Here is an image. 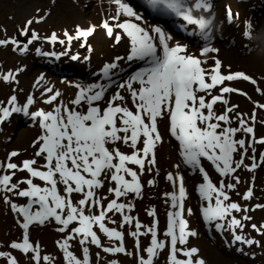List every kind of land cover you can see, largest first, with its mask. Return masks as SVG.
Here are the masks:
<instances>
[{"label":"snow or ice","instance_id":"6c2138e0","mask_svg":"<svg viewBox=\"0 0 264 264\" xmlns=\"http://www.w3.org/2000/svg\"><path fill=\"white\" fill-rule=\"evenodd\" d=\"M111 3L116 6L115 15L111 23L105 20L101 26L109 37L115 32L116 43L126 36L130 46L127 60L143 62V67L117 82L112 77L118 64H107L101 77L108 83L77 84L74 98L67 103L59 99V91L41 84L44 80L41 76L37 84L43 89L44 103L51 105V110L38 109L29 113L35 103L33 96H28L23 105L18 103L16 95H11L6 104H0V124L13 113L22 112L38 120L41 128V134L32 144L35 149L32 158L19 164L12 162L13 157L20 155L13 151L5 161H0V200L16 214V222L22 230L21 239L10 242L8 248L28 257L30 264H100L104 260L101 253L133 256L135 264H155L165 249L168 264H205L197 248L187 247L189 237L197 233L189 228L184 218L187 193L183 177L172 173L166 177L175 190L164 194L172 210L167 213L163 239L158 231L155 209L147 211L153 218L151 225L142 224L131 214L135 207L132 200L143 195L141 177L145 172L155 171V150L162 142L158 121L165 118L171 135L179 142L184 163L198 171L204 181L198 185L203 219L219 231H228L233 242L259 247L260 241L244 234V229L248 227L245 221L252 219L247 213L264 210V204L242 207L231 200L229 190H235L241 183L236 174L239 170L254 172L264 166V153L256 156V145L264 146V137L255 135L256 123L264 126V120L257 121V110L264 112V102L252 100L246 92L225 82H250L264 98V88L260 87L264 78L258 82L243 72L223 74L222 62L215 57H212L211 67H204L207 59L187 54L186 47L179 43L170 46L172 37L160 26L148 29L132 22L133 19L143 21V14L134 10L127 0H111ZM146 6L158 16L174 15L189 25H197L201 34L209 21L194 16L193 12L212 7L209 0H146ZM226 14L231 22L230 8ZM42 20H27L19 35L28 37L31 25ZM94 31L95 26L77 27L75 34L64 33L66 39H59L55 33L48 39L62 45L66 41L69 45L72 41H81L84 46ZM39 39V34L32 30L22 47L15 38L0 39V46L12 44L26 52L28 46ZM216 52L218 49L205 46L201 55L207 57ZM0 79L12 82L15 73H0ZM113 86L115 91L106 99V93ZM214 89L219 94L213 95ZM233 93L252 102L250 115L238 111V105L230 106L228 95ZM218 103L224 106L219 113L215 108ZM121 146L130 152L122 151ZM246 159L250 163H245ZM205 160L221 177L218 184L213 183L204 168ZM17 173L26 175L20 178ZM147 183L154 185L155 180ZM253 197L254 189L249 186L242 199L249 201ZM18 198H26V203H16ZM187 212L191 215V209ZM234 213L244 215L238 218ZM52 222L62 234L56 241L62 253L60 260L42 255L40 244L30 239L32 225ZM125 226L130 229L128 235L134 238V251L131 252L125 247ZM251 229L264 236V224H251ZM141 237H149V244L143 248ZM74 246H78L81 255L76 254ZM93 246L97 249L94 254L91 252ZM0 259L4 264H20L11 251L0 250ZM106 264H119V261L111 259Z\"/></svg>","mask_w":264,"mask_h":264},{"label":"rangeland","instance_id":"374dc122","mask_svg":"<svg viewBox=\"0 0 264 264\" xmlns=\"http://www.w3.org/2000/svg\"><path fill=\"white\" fill-rule=\"evenodd\" d=\"M104 2L105 0H0V39L15 38L22 47L30 38L32 30L40 36L39 40L28 46L26 52L12 44L0 46V73L8 71L15 73V80L12 82L0 79V104H6L11 95H16L18 103L23 105L26 103V97L33 96L35 103L30 107L29 113L45 107L47 105L44 103L46 96L42 95L43 89L37 84L41 76L44 77L41 84L45 87H51L55 81L61 84L69 81L74 85L108 83L109 81L102 79L101 71L105 65L110 63L118 64V67L113 70L112 77L117 82L127 79L132 74L133 68L138 71L140 69L138 67L139 61L129 62L127 60L130 52L128 40L122 38L119 43H116L115 32L113 37L107 36L106 32L99 37L94 35L88 37L84 46H81V41H72L70 45L66 41L62 45L59 42L53 43L48 39L53 33L59 39H66L65 32L75 34L77 27H82L77 16L68 13L71 10L70 6L80 7V10L78 7L74 8L83 13L85 20L92 21L96 28H101L105 20H109L111 23V17L115 15L116 6L112 3L103 12ZM209 2L212 5L211 9L208 12L204 10L205 13L199 9L197 15L199 14L198 18H204L210 22L208 24L210 30L206 28L201 34L197 25L185 23L183 26L192 30L191 35L189 32H185L191 38L185 39L183 37L179 41L186 45L189 54H199L201 48L195 46H200V42L208 43L207 46L218 49V52L210 53L209 63L205 67H211L213 65L212 57H215L221 62L227 61L229 63L227 68L221 69L222 73L243 72L259 82V75L262 74L263 69L256 63L262 65L264 60V30L261 29L264 26V0H209ZM229 8L232 13L231 22L227 19L226 14V10ZM40 18H43L42 22L31 25L28 37L19 35V30L24 27L27 20ZM121 18V20L124 19V17ZM249 25L251 26L250 30ZM115 31L119 30L116 29ZM195 40L200 41L199 44H196ZM188 42L192 44L189 45ZM41 53H48L49 55ZM117 58L124 59L118 60ZM100 78L102 80H99ZM225 83L246 92L252 100L264 102V98L256 92L255 86L250 82L233 81ZM64 87L66 88L65 85ZM260 87L264 88V83H260ZM114 89L115 86L109 89L106 97L113 94ZM217 94H219L218 90L214 89L213 95ZM228 99L230 106L238 105V111L241 113L249 115L252 113L253 104L247 97L233 93L228 95ZM215 108L219 113L223 111L224 106L218 103ZM259 120H264V112L257 110V121ZM164 121L167 125L165 138L169 142L171 150L168 146L161 147L159 150L158 147L156 148L155 171L152 173L145 172L146 176L141 177V182L144 185L142 198L137 197L132 200V197H129L135 205L131 214L138 217L141 223L151 225L153 218L147 215V211L155 209L156 218L159 222L158 231L160 238L163 239V233L166 231L168 223L167 213L172 210L169 203L165 202L164 194L175 190L166 177L168 173L181 176L185 182L187 193L184 201V218L188 221L189 228L197 233L196 236L189 237L187 247L197 248L199 250L198 256L205 261V264H264V236L258 235L251 229V224L258 226L264 224V210L255 209L248 212L247 215H250L252 219L245 221L248 227L244 229V234L259 240V247L233 242V237L228 231H219L214 225H209L202 216H199L203 201L198 192V185L204 182L202 176L198 171L184 163L179 142L171 135L167 118ZM38 125V120H34L30 114L25 115L22 112L13 113L0 124V161H4L11 151L24 155L26 147L34 135L32 127L35 128ZM233 126L236 125L233 124ZM255 135L257 138L264 137V126L259 122L255 126ZM237 138H240V135ZM261 153H264V146L256 145V156L259 157ZM236 159H239V156H236ZM17 160L18 156L13 162ZM245 163H250V161L246 159ZM203 166L208 171L213 183L218 184L221 177L214 171L210 162L203 161ZM236 174L240 177L241 183L235 190H229L231 200L248 208H254L258 203L264 204V166L258 167L254 172L242 168ZM25 175L26 173H17L20 178ZM149 180H155V184L149 185L147 183ZM249 186L254 189V197L249 201H244L242 195ZM102 192L107 195L106 191L102 190ZM25 200L26 198H20L18 204L26 203ZM187 209H191V215L188 214ZM234 215L239 218L244 213H234ZM0 217V250L11 251L20 261V264H30L28 257H23L22 253L7 246L10 242L21 239L22 230L16 222V214H11L9 206L2 200H0ZM7 220H10L11 224L12 222L15 224L14 229L17 230L18 240L13 239V236L9 234L12 225L7 224ZM57 227L55 222L45 225L34 224L29 231L30 239L34 243L40 244L42 255H50L46 251V245L53 243L57 252L51 256L60 260L62 253L54 238L55 235L60 234L56 231ZM129 230L125 226L126 241L131 245L128 251L131 252L134 251V238L128 235ZM140 242L142 248L147 246L149 237H141ZM96 251L97 249L94 252ZM79 255H81L80 251ZM101 255L106 258L105 262L116 259V256L109 254L103 253ZM124 257L125 264H135L133 256L124 255ZM93 260H95L94 255ZM0 264H4L2 259H0ZM119 264L124 263L119 261ZM155 264H168L167 249L158 255Z\"/></svg>","mask_w":264,"mask_h":264},{"label":"bare ground","instance_id":"6f19581e","mask_svg":"<svg viewBox=\"0 0 264 264\" xmlns=\"http://www.w3.org/2000/svg\"><path fill=\"white\" fill-rule=\"evenodd\" d=\"M104 1V0H103ZM105 6L103 7V9H102V11H105V8L106 7H108V6H111L112 5V3H111V1L110 0H105ZM75 8H77L76 6H74ZM73 6H70V8H71V10H69L68 11V13H72V14H74V15H76L77 16V20H79V24L82 26L81 27V29H86V28H89L90 26H94L93 25V22L92 21H90V20H85V16L83 15V13L82 12H78L77 11V9H75ZM78 10H80V7H78ZM145 14V13H144ZM146 15V14H145ZM263 24H264V22H263ZM178 27L180 28V29H185V27L183 26V25H178ZM261 29H263L264 30V26H262L261 27ZM97 31V32H96ZM106 32V30L103 28V27H101V28H96L95 27V31H94V33L91 35L92 37H93V35L94 36H97V37H99V36H101L102 34H104ZM186 32H192V31H188V30H186ZM196 32H198V31H196ZM195 32V34L197 35V33ZM166 33V32H165ZM96 34V35H95ZM168 34V33H167ZM168 35H170V34H168ZM90 36V37H91ZM171 36V35H170ZM172 37V39L169 41V43L170 44H173V45H175V43H177V41H176V38L175 37H173V36H171ZM196 41V43H198L199 44V42L200 41H197V40H195ZM200 43H202V42H200ZM232 63V62H231ZM228 64L229 63H227V61H223L222 62V67H221V69L222 68H227V66H228ZM233 64V63H232ZM231 64V65H232ZM257 64V66H259V67H261L262 69H263V72H262V75L260 74L259 76L260 77H262V78H264V60L262 61V65L261 64H259V63H256ZM64 85L66 86V88L64 87ZM51 88H53L54 89V91H59L60 93H61V97L59 98L60 100H62V101H64L65 103H67L69 100H71V99H73L74 98V95H75V93L77 92V88L75 87V85L73 84V83H71V82H69V81H67V82H64V84H61V83H59V82H57V81H55L53 84H52V86H51ZM114 91H115V89H114ZM113 91V92H114ZM125 95H127L126 93H124ZM112 95V94H111ZM111 95H109V96H111ZM109 96H107L106 97V99L109 97ZM101 106L103 107L104 105L102 104V102H101ZM130 107H131V105H129ZM51 108H52V106L50 105H46L45 107H44V109L45 110H51ZM158 124H159V130H160V132H164V126L162 125L163 123H161V121H158ZM32 132L34 133V135H33V137H32V139L30 140V143H29V145L26 147V152H25V154L24 155H21V153H20V155L18 156V160L16 161L18 164L22 161V160H24V159H30V158H32V156H33V153H34V151H35V149L32 147V144H33V142L39 137V135L41 134V128H40V126L38 125V126H36L35 128L34 127H32ZM169 147V150H171V147H170V145H169V143H167V141H166V139H163L162 138V142L161 143H158L157 144V147H158V150L161 148V147ZM156 147V148H157ZM121 150L122 151H125V152H128V151H130V149H128V148H126V147H124V146H121ZM156 152H157V149H156ZM155 152V153H156ZM157 154V153H156ZM8 157V156H7ZM7 157H6V159H7ZM16 157H13L12 158V162H13V160L15 159ZM5 159V160H6ZM4 160V161H5ZM15 162V163H16ZM42 162V161H41ZM144 176H146V174H144ZM35 182H37V183H41V182H39V181H35ZM142 183V182H141ZM184 186H185V184H184ZM102 191V190H101ZM20 200V198H18V199H16L15 200V202L16 203H18V201ZM142 209H143V207H142ZM9 212L11 213V214H13L14 212H12L11 210H10V208H9ZM1 219V218H0ZM116 219L117 220H119V216H117L116 217ZM140 220V219H139ZM4 222V221H3ZM140 222H141V220H140ZM7 224H9V225H12V228H11V230H10V235H12L13 236V239H17V236H16V234H17V230H15L14 229V227H15V224L12 222V224L10 223V220H7ZM143 224V223H142ZM110 226H115V225H110ZM61 236H62V234H57V235H55L54 236V238H55V240L57 241V240H59V239H61ZM102 239H103V237H102ZM126 237H125V247L129 250V247L131 246L127 241H126ZM18 240V239H17ZM104 242L105 243H107V241L106 240H104ZM53 250H55L54 252H52ZM75 252H76V254L79 256V248H78V246H74V249H73ZM92 253L94 254L95 252V250H96V248L93 246L92 247ZM46 251H47V253H49L50 255H52L53 253H56L57 252V250H56V247H55V245L53 244V243H51V244H49V245H46ZM101 254H103V253H101ZM22 256L23 257H25L23 254H22ZM116 259H118L121 263H124L125 264V257H124V255H122V254H120V255H117L116 256ZM105 260H106V258H104V260L102 261V264H106V262H105Z\"/></svg>","mask_w":264,"mask_h":264}]
</instances>
